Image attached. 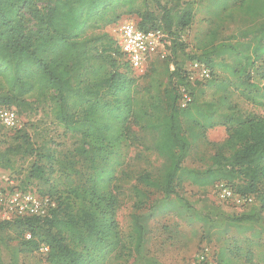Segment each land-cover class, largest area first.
<instances>
[{
  "label": "trees",
  "instance_id": "obj_1",
  "mask_svg": "<svg viewBox=\"0 0 264 264\" xmlns=\"http://www.w3.org/2000/svg\"><path fill=\"white\" fill-rule=\"evenodd\" d=\"M171 1L0 0V77L14 93L11 99L2 101L7 104L12 99L20 101L35 86L53 92L51 116L81 142L73 151L61 156L47 151L41 156L47 165L31 169V177L48 183L49 174L56 165L70 187L64 196L54 198L52 193L43 195L18 185L9 186L47 197L55 206L44 217L0 220V247H6L2 233L8 231L18 240L21 251L46 248L42 253L47 264H127L132 258L137 264V258L145 254L147 238L145 227L140 223V212L156 193L177 196L176 188L182 179L199 188L224 183L234 194L251 196L258 207L253 204L235 206L222 201L243 210L224 213L220 221L236 227L264 229V116L244 113L229 105L227 89L231 83L217 82L213 75L206 86H215L223 95L217 104L200 105L198 100L203 89L196 90L198 83H189L185 70L175 63L170 79H174L176 87L168 92L167 108L144 127L154 134L150 150L164 163L157 172L148 164L130 178L129 233L124 236L120 230L117 211L122 192L118 176L108 169L111 168L109 156L122 140L134 142L140 138L130 129V124L139 118L134 108L131 82L118 72L117 60H123L129 71L134 70L118 47L114 32L88 36L86 31L116 24L123 16H135L138 21L133 23L137 29L143 32L158 30L174 36L190 26L193 7L190 3H176L175 9L170 8ZM250 1L253 6L257 3V0ZM153 6L161 13V21L150 10ZM250 11L253 17L259 15L254 9ZM183 48L173 42L174 51L182 52ZM231 57L239 66L238 70L230 72L231 77L256 70L260 72L259 80L263 81L264 88V22L253 29L249 40L235 44L219 42L204 51L198 61L212 68L214 60ZM72 63L81 70L79 76L83 78L96 76L97 71L91 63L107 66L110 72L92 83L79 80L74 87ZM181 87L191 96V102L184 109L179 106ZM219 106H225L222 118L230 126L223 141L206 142L212 150L210 164L203 170L183 167L197 140L207 128L215 125ZM183 122H188V127L183 128ZM2 129L16 135L23 127ZM74 202L80 204L75 211ZM205 219L213 227L223 225L210 217ZM259 243L251 239L247 240L245 248L238 244L224 245L217 252V261L219 264H264V248L260 249Z\"/></svg>",
  "mask_w": 264,
  "mask_h": 264
},
{
  "label": "rangeland",
  "instance_id": "obj_2",
  "mask_svg": "<svg viewBox=\"0 0 264 264\" xmlns=\"http://www.w3.org/2000/svg\"><path fill=\"white\" fill-rule=\"evenodd\" d=\"M176 3H190L193 7V18L190 26L175 33L174 36L160 31L165 36L163 58L160 55L150 56L148 63L140 72L129 71L123 60H117L118 72L131 82L134 108L139 118L135 123L130 124V129L140 138L134 142L122 140L109 156L108 166L111 168L108 169H112L118 176L120 193L122 192L121 196L119 195L121 204L117 211V221L124 236L129 233V217L132 213L130 178L138 175L148 164L157 172L164 163L150 150L154 134L144 127L149 120L154 121L156 115L163 114L167 108L168 92L176 87L174 79H170L175 63L185 70L190 62L198 61L204 51L219 42L235 44L249 40L253 29L264 22V13H262L264 0H257L254 6L250 0H172L168 7L175 9ZM250 5L252 7L249 9ZM253 9L259 14L257 17L251 16L250 10ZM150 10L158 20H162L161 13L155 6L150 7ZM124 21L136 23L138 20L135 16H123L116 24L88 29L86 35L113 34L116 25ZM173 42L183 45V51H174ZM91 65L97 71L96 76L83 78L79 76L81 70L75 68L73 64L74 87L78 85L79 80L92 83L110 72L107 66L97 63ZM220 65L222 67H219ZM206 67L217 82L231 83L227 89V94L230 96L229 105L235 106L244 113L264 116V88L263 81L259 80L260 72L249 70L246 75L231 77L230 72L239 68L233 57L214 60L212 68L207 65ZM197 83L195 89L202 88L204 91L198 100L200 105L216 103L223 95L215 86L207 87L206 81ZM187 92L189 93L188 90ZM13 95L5 80L0 77V107H8L18 113L23 127L21 133L13 135L0 126V180L10 181L12 185L25 187L39 194L52 193L54 198L58 195L64 196L70 187L66 176L56 165L53 167L54 171L49 174L48 183L31 177V169L35 166L47 165L46 160L41 157L47 151H54L57 156L73 151L81 144L79 137L67 133L51 116L53 92L35 86L20 101L12 99L8 104L7 101H2L5 98L11 99ZM225 112V106H219L214 117L215 125L207 128L204 135L197 140V145L184 160L183 167L203 170L210 164L212 150L206 142L217 143L225 138L226 129L230 126L224 123L222 118ZM188 125V122L182 123L183 128ZM215 186L199 188L182 179L176 188L177 196L165 197L160 193L154 194L145 209L140 212V223L145 227L147 238L144 245L145 254L137 258V264H209L210 262L219 264L217 252L220 247L224 245L232 247L238 244L245 248L247 240L251 239L259 240L260 249L264 248L263 228L236 227L220 221L224 213L235 214L243 209L229 205L228 201H226L228 203L220 201ZM252 204L253 207H258L254 199ZM73 208L75 211L80 208V204L74 202ZM207 217L223 225L220 228L213 227L208 224L205 219ZM262 220L264 221V213ZM2 236L6 244V247H0L2 264H47L41 249L24 252L21 251L18 240L13 238L12 233L4 231ZM201 253L206 254L203 261L200 259ZM133 260L134 258L130 259L127 264H136ZM256 261L254 258L253 262ZM111 264H119V262Z\"/></svg>",
  "mask_w": 264,
  "mask_h": 264
},
{
  "label": "built area",
  "instance_id": "obj_3",
  "mask_svg": "<svg viewBox=\"0 0 264 264\" xmlns=\"http://www.w3.org/2000/svg\"><path fill=\"white\" fill-rule=\"evenodd\" d=\"M114 38L131 68L136 72L144 69L150 56L160 55L162 58L165 56V36L158 30L143 32L137 29L133 22L126 21L114 30ZM185 75L192 85L210 79V71L204 63L199 61L190 62L185 69ZM190 102L191 96L187 90L180 89V108H186ZM0 125L8 130L21 128L17 113L6 108H0ZM10 185H12L11 182L0 180V220L2 221H10L14 217L22 216L44 217L55 206L47 197H39L28 191L10 189ZM215 187L220 201H228L235 206L250 205L253 202L251 196L234 194L224 183L216 184ZM41 250L47 251L46 248ZM205 256L206 254L201 253V261Z\"/></svg>",
  "mask_w": 264,
  "mask_h": 264
}]
</instances>
